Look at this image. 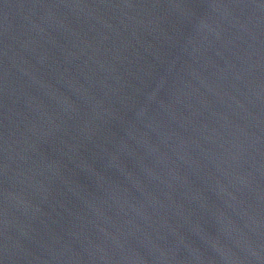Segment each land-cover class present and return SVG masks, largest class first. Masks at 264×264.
<instances>
[{"label": "water", "instance_id": "obj_1", "mask_svg": "<svg viewBox=\"0 0 264 264\" xmlns=\"http://www.w3.org/2000/svg\"><path fill=\"white\" fill-rule=\"evenodd\" d=\"M0 264H264V0H0Z\"/></svg>", "mask_w": 264, "mask_h": 264}]
</instances>
